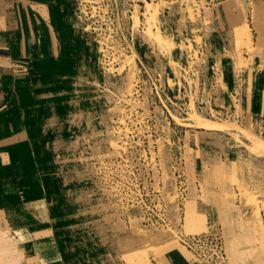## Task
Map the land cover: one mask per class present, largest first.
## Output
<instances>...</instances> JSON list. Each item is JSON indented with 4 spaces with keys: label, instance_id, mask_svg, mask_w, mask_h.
Returning <instances> with one entry per match:
<instances>
[{
    "label": "rangeland",
    "instance_id": "1",
    "mask_svg": "<svg viewBox=\"0 0 264 264\" xmlns=\"http://www.w3.org/2000/svg\"><path fill=\"white\" fill-rule=\"evenodd\" d=\"M72 1L77 66L54 90L43 79L54 109L14 125L25 139L12 172L46 198L50 218L36 251L53 264H136L131 255L162 264L179 248L191 261L178 236L206 230L212 212L227 264H264V122L241 120L240 90L220 100L224 61L237 74L252 51L248 30L214 31L207 0ZM146 49L152 60L140 66ZM12 53L0 64L31 83L30 58ZM27 90L20 96L33 97ZM0 240L1 264H33L30 241L1 216Z\"/></svg>",
    "mask_w": 264,
    "mask_h": 264
},
{
    "label": "crops",
    "instance_id": "2",
    "mask_svg": "<svg viewBox=\"0 0 264 264\" xmlns=\"http://www.w3.org/2000/svg\"><path fill=\"white\" fill-rule=\"evenodd\" d=\"M217 2L227 4L228 9L215 15L211 7L216 2L210 4L212 29L219 34H229L234 28H246L250 34L249 49L252 50L242 55L245 65L240 67L237 74H234L229 62L224 61V88L220 100H223V93L227 97L230 92L234 97L240 90V104L246 111L241 120L253 118L256 122H264V0H245V8L238 1V4L231 0ZM248 3L251 5L248 6ZM74 14L72 0H0V55L9 57L14 50L30 58L29 74L34 78L29 83L25 78L11 76L9 65L0 64V216L9 229L20 232L24 239L28 238V246L35 250L31 255L35 259L33 264H53L55 260L54 255L44 258L36 251L37 247L47 243L43 237L50 232L46 223L50 218L46 212V198L39 192H29L31 190L26 179L12 172V153L25 139L24 130L14 125L18 123L21 126V114L24 120L34 113L41 114L43 118L44 112L55 108L53 101L41 94L42 81L50 77L51 81H55L50 87L56 88L60 76L73 72L77 66L74 56L79 46L75 45L72 35ZM218 44L214 40L213 49ZM140 59L149 64L152 60L150 51L136 52L138 63ZM26 88L29 92L34 90L33 97L20 96L19 92H26ZM27 98L36 99L34 107L28 106L32 102ZM192 168L195 173L201 171L202 167L194 162ZM27 206L32 209L30 212L26 210ZM212 215L210 212L207 216L216 223ZM30 232L39 236H33ZM164 258L162 264H193L179 248L168 251ZM127 259L129 263L158 264L156 260L147 262L145 256L139 255H131Z\"/></svg>",
    "mask_w": 264,
    "mask_h": 264
},
{
    "label": "built area",
    "instance_id": "3",
    "mask_svg": "<svg viewBox=\"0 0 264 264\" xmlns=\"http://www.w3.org/2000/svg\"><path fill=\"white\" fill-rule=\"evenodd\" d=\"M219 0H207L215 2ZM141 66V63H139ZM180 164L181 162L177 163ZM174 169L175 181L180 187L182 185V171L179 165ZM183 189H180L179 197L184 199ZM206 230L198 233L179 234V243L190 253L193 264H227L221 229L217 224L211 223Z\"/></svg>",
    "mask_w": 264,
    "mask_h": 264
},
{
    "label": "bare ground",
    "instance_id": "4",
    "mask_svg": "<svg viewBox=\"0 0 264 264\" xmlns=\"http://www.w3.org/2000/svg\"><path fill=\"white\" fill-rule=\"evenodd\" d=\"M244 44H245V46L247 47V48H249V44H250V40H249V35L248 34H245V36H244ZM168 229V228H167ZM192 233H198V232H192ZM184 234H189V233H184ZM179 238V237H178ZM3 240V239H2ZM2 240H0V241H2ZM179 241V240H178ZM2 242H4V241H2ZM7 242H10L9 240H7ZM4 243H6V239H5V242ZM0 244H2V243H0ZM7 244V243H6ZM6 244H4V245H6ZM9 244V245H8ZM7 244V246L6 247H8V246H12L11 245V243H8ZM3 245H0V247H2ZM4 247V246H3ZM2 247V248H3ZM1 248V249H2ZM0 249V250H1ZM4 249V248H3ZM5 249H9V248H5ZM10 250V249H9ZM4 251H6V250H4ZM7 253V252H6ZM190 254V253H189ZM1 258V257H0ZM226 258H227V256H226ZM14 260H12L11 259V262H13ZM6 262V261H5ZM1 264V263H0ZM3 264V263H2ZM5 264V263H4ZM8 264H10V262L8 263ZM13 264V263H12ZM15 264V263H14Z\"/></svg>",
    "mask_w": 264,
    "mask_h": 264
}]
</instances>
